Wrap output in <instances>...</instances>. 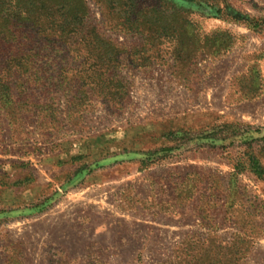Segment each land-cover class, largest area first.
<instances>
[{
    "label": "rangeland",
    "instance_id": "rangeland-1",
    "mask_svg": "<svg viewBox=\"0 0 264 264\" xmlns=\"http://www.w3.org/2000/svg\"><path fill=\"white\" fill-rule=\"evenodd\" d=\"M87 2L128 96L0 143V264H169L208 234L264 264V0Z\"/></svg>",
    "mask_w": 264,
    "mask_h": 264
},
{
    "label": "trees",
    "instance_id": "trees-1",
    "mask_svg": "<svg viewBox=\"0 0 264 264\" xmlns=\"http://www.w3.org/2000/svg\"><path fill=\"white\" fill-rule=\"evenodd\" d=\"M123 15L130 23L139 13L130 9ZM89 20L87 0H0L1 144L6 138L14 141L16 135L25 134V121L43 133L62 128L71 133L65 122L73 104L81 110L97 94L116 105L121 102L111 100L123 101L128 96L117 79L119 50ZM73 46L84 68L54 69V53L61 49L70 54ZM57 102L65 104L62 120L57 116ZM250 161L251 170L263 177L260 162ZM241 239L235 235L224 243L219 236L208 234L202 242L197 239L179 251L169 264H245L250 249Z\"/></svg>",
    "mask_w": 264,
    "mask_h": 264
}]
</instances>
